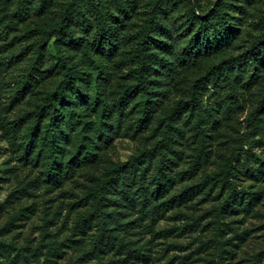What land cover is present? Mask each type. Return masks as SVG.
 <instances>
[{
  "label": "rangeland",
  "instance_id": "rangeland-1",
  "mask_svg": "<svg viewBox=\"0 0 264 264\" xmlns=\"http://www.w3.org/2000/svg\"><path fill=\"white\" fill-rule=\"evenodd\" d=\"M105 1L115 19L109 21L111 51L93 44L96 22L88 0H0V264H264V41L252 50L264 0H196L201 15L221 2L227 34L217 43L201 36L200 50L189 58L183 50L200 26L192 0H122L123 7ZM65 4L78 5L81 13L56 34ZM152 12L158 25L147 42L157 60L142 121L144 102L131 70L137 32ZM60 57L80 71L85 96L70 90V109L91 123L94 158L61 169L55 182L45 176L42 128L32 129L27 114L61 80ZM99 74L95 103L92 81ZM204 74L200 131L196 114L182 111L163 144L168 109ZM26 79L30 87L20 96ZM101 111L105 138L95 132ZM75 133L70 124L54 128L63 167L76 152ZM143 150L155 153L107 190L109 225L130 250L115 243L92 249L96 224L76 222L91 206L87 193L109 166ZM234 150L229 179L239 193L224 206L230 187L222 184L221 170ZM158 151L165 159L160 177Z\"/></svg>",
  "mask_w": 264,
  "mask_h": 264
},
{
  "label": "trees",
  "instance_id": "trees-1",
  "mask_svg": "<svg viewBox=\"0 0 264 264\" xmlns=\"http://www.w3.org/2000/svg\"><path fill=\"white\" fill-rule=\"evenodd\" d=\"M116 6L123 7L122 0H114ZM221 2L216 3L209 11L205 14L198 13L199 5L196 0L191 1L192 17L200 22L198 27L197 36L191 37L186 44L182 56L189 58L193 54L197 53L201 48V40L204 39L209 41L218 42V39L227 34L225 31L226 25L223 13L220 10ZM88 6L93 13L96 25L92 35L93 44L96 47L103 48L104 50H113L114 47V34L111 32L109 24L110 20H115L112 15L109 14L106 7L105 0H88ZM72 7L75 9L73 10ZM80 12L79 6L74 4H65L60 14L59 27L54 29L56 34L62 33L67 26V22L71 20L75 13ZM89 23V22H88ZM157 16L154 12L151 13L149 19L144 23L141 29L137 32L136 36V47L134 50V64L135 67L131 70L132 77L135 80V88L138 90L143 106L140 111L141 119L146 120L147 112L150 109V105L147 103L148 93V75L152 71V64L157 57L149 52V45L147 38L156 31L157 27ZM259 28V35L257 36L256 42L252 45V50H257L258 44L264 41V11L258 18L257 22ZM207 42V43H208ZM59 69L62 72L61 80L58 82L53 90L46 91L43 102L36 106L35 109L29 112L27 115L31 118V128L37 130L39 127L42 128L43 136L42 147L47 153V167H46V179H50L55 182H60V170H69L71 164L83 161H91L94 158V137L90 135L91 123H88L82 115L75 116L71 113L70 102L71 95L70 90H73L76 94L84 98L82 82L79 77L80 71L76 65H68L67 60L64 57L58 59ZM100 78V74L93 78L92 81V95L95 103H99V83L97 79ZM30 79H26L22 82V89L20 90V96H23L28 88L30 87ZM207 84V75H200L191 81L187 97L180 99L175 102L167 111V119L165 120V127L162 132L161 142L166 143L169 136V123L170 121L180 114L182 111H187L188 114H196V121L194 128L196 132L200 131L201 116L199 114V108L201 106L200 100V89L202 86ZM66 107L69 111L64 110ZM102 108V107H101ZM104 109V108H102ZM261 110V105L258 104L254 110L250 113L248 119L253 121L256 119L257 113ZM102 111L98 122L95 125L96 135L100 138H105L106 134L103 129V118ZM64 124H70L76 129L75 143L76 152L73 157L66 162V166L62 165V157L57 149V142L54 140V128H63ZM36 131L31 132L32 137H37ZM34 139V142L36 141ZM201 147L196 148V152L193 156L191 168L195 170L199 164V158L201 155ZM155 153V150H143L142 152L129 156L125 161H118L109 166L104 174L97 178L94 187L87 193V196L91 199V206L88 210L82 211L77 217V224L80 227L90 226L93 222L96 224V232L93 235L91 244L92 249H98L103 243H115L118 247L125 249L127 252L130 250L123 239L118 234L113 233V228L110 227V219L113 217L109 211L110 197L107 196V190L115 186L122 181L126 172H136L139 165L144 162L145 159L150 158ZM158 162L156 174L160 177L164 167V154L161 151L157 152ZM238 156L237 150L232 151L228 157L224 167L222 168L221 182L223 185H228L230 191L227 195L228 199L223 205L225 206L232 196L238 194L235 185L230 181L232 175L233 164ZM207 180L202 181L205 184ZM222 205V206H223ZM221 205L217 209V215L220 217ZM218 217V218H219ZM220 219V218H219ZM218 259L221 258L222 248L221 244H217Z\"/></svg>",
  "mask_w": 264,
  "mask_h": 264
}]
</instances>
